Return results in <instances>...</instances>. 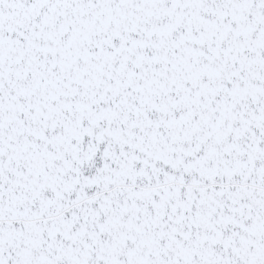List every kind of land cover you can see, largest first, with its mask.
<instances>
[{"label": "snow or ice", "instance_id": "6c2138e0", "mask_svg": "<svg viewBox=\"0 0 264 264\" xmlns=\"http://www.w3.org/2000/svg\"><path fill=\"white\" fill-rule=\"evenodd\" d=\"M0 264H264V0H0Z\"/></svg>", "mask_w": 264, "mask_h": 264}]
</instances>
